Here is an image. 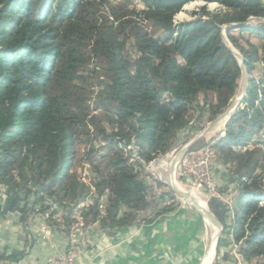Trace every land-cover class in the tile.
<instances>
[{
    "label": "trees",
    "instance_id": "1",
    "mask_svg": "<svg viewBox=\"0 0 264 264\" xmlns=\"http://www.w3.org/2000/svg\"><path fill=\"white\" fill-rule=\"evenodd\" d=\"M195 1L218 3L225 10L213 14L202 8L193 21L176 26V15ZM143 4L142 21L165 30L166 37L154 38L141 24L139 29L133 26L138 30L140 56L131 71L115 28L104 23L101 30L99 16L81 9L79 0H0V186L8 189L0 220L15 212L23 197L32 199L24 215L48 198L69 202L65 208L70 225L72 211L87 196L86 184L71 171L77 156L78 127L90 121L96 124L86 111V98L78 92V83L93 57L103 62L101 71L109 79L100 106L109 104L119 122L128 125L144 161L155 153L169 152L185 129L196 126L188 116L189 108L203 111L201 96L214 97L209 105L214 117L230 107L242 69L223 39V26L244 24L251 17L263 19L264 0H143ZM55 6L57 15L51 23L47 16ZM111 14L117 18L114 8ZM237 29L253 32L264 42V24L225 31L251 74L255 63L264 62V46L262 51L254 45L244 48L232 38ZM244 104L216 146L218 158L229 168L232 156L238 157L264 130V72L252 81ZM99 134L106 131L100 129ZM114 136L107 139L113 145ZM108 164L115 172L101 174L98 186L99 194L109 190L112 196L107 214L102 215L97 203L83 217L85 224L100 221L103 229H115L135 221V215L122 213L123 208H147L150 203L145 198V182L127 161L118 156ZM259 189L258 184L242 185L231 225L227 222L229 209L221 201H210L224 233L229 230L236 244L243 242L246 261L264 258V205L259 204L264 192ZM47 209L42 206L41 211ZM15 258L0 256V262Z\"/></svg>",
    "mask_w": 264,
    "mask_h": 264
},
{
    "label": "rangeland",
    "instance_id": "2",
    "mask_svg": "<svg viewBox=\"0 0 264 264\" xmlns=\"http://www.w3.org/2000/svg\"><path fill=\"white\" fill-rule=\"evenodd\" d=\"M79 2L81 9H83V7L88 8L99 16V20H97V26L100 27L101 30L104 28V25L113 26L115 28L121 45H123V55L130 65L131 71H134L135 64L140 56L137 47L138 43L135 36L138 30L133 29V26H136V28L139 29V24H141V26L145 30V33H148L154 38L166 37L165 30L153 26L149 22L142 21L139 14L140 12L146 10L145 5L143 4V0H79ZM65 4H68V2H65ZM112 8H114L115 14L117 15L116 19L114 18V15L111 14ZM202 8H206L213 14L221 11L223 12L225 10L218 3L195 1L185 5L182 10L176 15L175 25L179 26L182 23L193 21L196 16L201 14ZM56 15L57 6H55L47 16L48 21L52 23ZM254 18L257 19L258 17L249 18L248 22H250V24L248 25L254 26L258 24H264L255 22ZM238 26L239 25H237L236 27ZM224 27L226 26H223V29ZM231 35L232 38L235 39V41L244 48L249 50V45H254L258 47L260 51H262L264 42L257 34L237 29L234 30ZM225 37L228 40V43L225 42L226 45L229 44L227 46H231L232 49H234V51L243 58V55L229 39L226 32ZM234 56L241 66V59H239L235 54ZM102 64V61L98 60L96 57H93L85 68V72H83V81H80L78 83L80 88V90L78 91L79 95H81L82 98H86V102L88 105L86 111H89V114L91 115L90 118L95 117L96 124L95 121H90L85 126H79V130L76 134L75 151L77 153V156L71 173H73V175L81 183L84 182L86 184L88 194L78 206H75L74 210L71 213V216L74 215V213L77 211V208L81 204L86 205L87 203H89V206L86 207V209H83L84 214L97 203L98 205L100 204L99 211L102 213V215L107 214L110 199L112 200V196L109 190H105L103 194H99L98 186L99 182L101 181L100 176L101 174H113L115 171L113 168L108 166V162L120 156L123 158V160L127 161V164L131 166V169H133L134 172L137 173L138 178L145 182V198L146 201L150 203L147 208L141 209L128 210V208L125 207L121 210L122 213L124 211H127V213L135 215V217L140 216L143 212V215L146 216L157 215L158 211L164 210L161 209V206L162 200H164L165 196H173L177 198L178 203H175V205L173 204L174 206H171L174 209L176 207H194L199 211V209L195 205L186 202L180 195H178L177 191L172 185V181L174 180L178 185H180V187L185 191L186 194H188L187 192H193L195 195H197L207 203L209 214L214 220L217 221V224L219 225V232L222 229L216 245V257H214L212 264H264V258H256L252 261H246L244 259L243 253L241 251L243 242L241 243L242 245L237 244V249L234 248V246L232 245V234L229 236L228 230L226 233H224V227L220 225V221L210 208V201L212 199L221 201L223 205H225V207L229 209L227 222L231 225L235 219V209L236 205L238 204V198L240 196L242 185H244V183L246 185L258 184L260 188L259 190L261 192H264V130L256 136L252 143H250L247 147L242 149L241 152H239L238 157L232 156V158L230 159V168L227 167L223 163V161L218 158V150L216 149L217 157L215 160H217L219 164H221L225 169V171H223L224 174L227 173V171L231 173H228L229 176L227 177V179L229 178V184H235L234 189L232 190L234 191V195H232L231 197L227 198L222 195V193L225 192L223 190L225 189V186H222L220 184H218L217 194L212 198L207 194H200L197 191H193V189H191V185L179 178L178 168L174 169L173 164L174 160L181 156L184 147H186L189 142H191L196 136L201 134L211 123L219 119L236 101L241 99L245 89V79L243 77V73L241 74V77L239 79V89L237 91V94L233 98L230 107L226 111H224L219 116L214 117L209 108V105L214 100V97L212 95L207 98L201 96L200 103L201 106L204 107L203 111L196 106H191L189 108L188 116H191V121L195 123L196 126L192 124L194 128L185 129L179 135V140L172 146L169 152L164 154L155 153V155L152 156L151 160L144 161L140 156V149L136 144L135 137H130L132 134L128 132V125L121 124L119 122L114 109L109 104H107L105 107L100 106V104L103 102L100 98V95L104 87H106L107 83L109 82V79L107 78L108 76H106L105 73H102L101 71V68L103 67ZM95 72L101 73L99 74L100 76H96ZM263 72L264 62L259 61L255 63L251 74L248 72V90L252 84V81L255 79L256 81L259 80L262 77ZM246 96L244 97V99L246 98ZM244 99L235 109L231 117L221 121L216 126L212 127L203 137H201L198 141L191 145L188 148V151H190V148L192 147H196V150L194 151L201 150L212 141L221 140L226 137L227 125L230 122V119L239 109L245 108ZM200 115H203V119L201 121L199 120ZM112 121L114 122L112 123ZM100 129H104L106 131V134H99ZM114 133H116V136H114ZM108 136H114V145L110 144V142L107 140ZM258 150L260 151L258 154L246 153L247 151L256 152ZM139 162L141 165H139ZM238 171L240 172L239 174ZM214 173H218L219 176H221L217 167L214 168ZM248 174H252V176L250 177ZM159 190L164 193L160 198L158 197L159 195L157 193ZM56 202L64 208L65 204L69 203L68 201L63 203L59 200H56ZM259 204L264 205V201H260ZM172 208L169 209L173 210ZM146 216L143 217H145V219H148V216ZM202 219L205 222L204 215L202 216ZM212 232L213 231L210 230L208 225L206 224V234L205 237H203L204 240L202 242V250L200 251L198 258L195 261L196 264H201L206 251L210 247V244L213 242ZM226 256L229 257L227 260H225Z\"/></svg>",
    "mask_w": 264,
    "mask_h": 264
},
{
    "label": "crops",
    "instance_id": "3",
    "mask_svg": "<svg viewBox=\"0 0 264 264\" xmlns=\"http://www.w3.org/2000/svg\"><path fill=\"white\" fill-rule=\"evenodd\" d=\"M214 162L213 168L221 174L215 173L216 182L225 186L222 195L231 197L235 184H229L228 171L224 174L222 165ZM7 190L0 186V207L6 202ZM46 199L24 215L23 210L31 206L32 200L23 197L19 208L0 220V256L16 257L0 264H46L50 257L68 250L74 215L67 225L69 212L62 207L67 229L61 231L59 216L49 212L54 200ZM42 206L48 209L42 212ZM172 209L147 215L148 219L143 217L146 215L136 217L132 224L115 229H103L100 221L85 224L83 217L84 227L77 232L81 251L77 264H196L206 234L203 215L194 207Z\"/></svg>",
    "mask_w": 264,
    "mask_h": 264
},
{
    "label": "built area",
    "instance_id": "4",
    "mask_svg": "<svg viewBox=\"0 0 264 264\" xmlns=\"http://www.w3.org/2000/svg\"><path fill=\"white\" fill-rule=\"evenodd\" d=\"M218 142H220V140L212 141L198 151H187L182 157L176 160L174 164V169L178 168V176L181 180L191 185L193 191H197L200 194H207L211 198L217 194L218 190L216 175L213 168L214 161L217 157L216 146ZM157 193L159 198L164 194L160 190ZM41 196L46 198L44 193H41ZM175 203H178L177 198L165 196L164 200H162L161 209L172 208L171 206H174ZM88 206L89 203L86 205L81 204L74 213L73 217L75 222L72 223L70 228L71 243L68 250L63 254L50 257L46 264H77V260L81 253L78 246L77 232L84 227L82 213L83 209H86ZM62 211L63 208L59 203L56 201L50 203V214L55 213L59 216V229L61 231H66L67 225L62 219ZM143 213L140 215L141 217ZM157 213H159V211ZM232 245L237 249L238 245L233 237Z\"/></svg>",
    "mask_w": 264,
    "mask_h": 264
},
{
    "label": "water",
    "instance_id": "5",
    "mask_svg": "<svg viewBox=\"0 0 264 264\" xmlns=\"http://www.w3.org/2000/svg\"><path fill=\"white\" fill-rule=\"evenodd\" d=\"M255 22H258V23H264V19H260V18H254ZM248 24H250V22L248 23H245V24H240L239 26H247ZM237 25H229V26H226L224 27V32H223V39L225 40L226 43H228V40L227 38L225 37V31L228 29V28H233V27H236ZM229 45V44H227ZM230 50L239 58L241 59V69H242V73H243V77L245 79V89H244V93L241 97V99H239L238 101H236L228 110L227 112H225L219 119H217L216 121H214L213 123H211L201 134H199L198 136H196L191 142H189L186 147H184L182 153H181V156L182 157L187 151H188V148L193 145L196 141H198L201 137H203L212 127L216 126L218 123H220L221 121L229 118L232 116L233 112L235 111V109L240 105V103L242 102V100L244 99V97L246 96L247 94V90H248V72L246 70V67L244 65V59L239 55L237 54L234 49H232L231 46H229ZM179 158H176L173 162V164H175L176 160H178ZM178 195H180L186 202L190 203V204H193L191 201H190V197L186 194H181L177 191ZM194 205V204H193ZM221 225V224H220ZM221 232H222V229H221ZM219 239V238H218ZM218 242V241H217ZM215 257H216V252H215Z\"/></svg>",
    "mask_w": 264,
    "mask_h": 264
},
{
    "label": "bare ground",
    "instance_id": "6",
    "mask_svg": "<svg viewBox=\"0 0 264 264\" xmlns=\"http://www.w3.org/2000/svg\"><path fill=\"white\" fill-rule=\"evenodd\" d=\"M172 185L174 186V189L176 191H178L181 194L186 195L185 191L174 180L172 181ZM187 193H188L187 195L190 197V201L205 216V222L208 225L209 229L213 231L212 232L213 240L211 239L213 242L210 244V247L206 251L207 253L204 255L203 260L201 262V264H212L214 257H215L217 241H218V238L221 232V231L219 232V225L217 224V221L214 220L209 214L207 203L201 198H199L197 195H195L193 192L192 193L187 192Z\"/></svg>",
    "mask_w": 264,
    "mask_h": 264
}]
</instances>
